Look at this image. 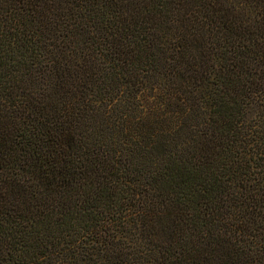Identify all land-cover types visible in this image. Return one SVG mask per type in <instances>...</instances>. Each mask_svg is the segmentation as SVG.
Segmentation results:
<instances>
[{
    "label": "trees",
    "instance_id": "16d2710c",
    "mask_svg": "<svg viewBox=\"0 0 264 264\" xmlns=\"http://www.w3.org/2000/svg\"><path fill=\"white\" fill-rule=\"evenodd\" d=\"M0 264H264V0H0Z\"/></svg>",
    "mask_w": 264,
    "mask_h": 264
}]
</instances>
